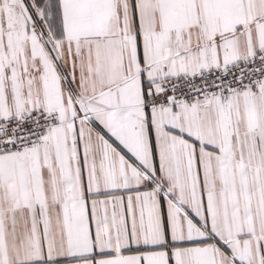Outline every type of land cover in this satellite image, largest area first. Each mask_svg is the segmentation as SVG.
Instances as JSON below:
<instances>
[{
	"label": "snow or ice",
	"instance_id": "1",
	"mask_svg": "<svg viewBox=\"0 0 264 264\" xmlns=\"http://www.w3.org/2000/svg\"><path fill=\"white\" fill-rule=\"evenodd\" d=\"M0 264H264V0H0Z\"/></svg>",
	"mask_w": 264,
	"mask_h": 264
}]
</instances>
